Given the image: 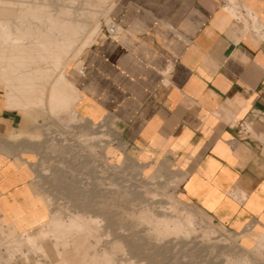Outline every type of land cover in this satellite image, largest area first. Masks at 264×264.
<instances>
[{"label": "crops", "instance_id": "crops-1", "mask_svg": "<svg viewBox=\"0 0 264 264\" xmlns=\"http://www.w3.org/2000/svg\"><path fill=\"white\" fill-rule=\"evenodd\" d=\"M109 2L118 34L101 31L66 71L80 110L111 121L132 157L171 170L183 200L235 233L264 232V0ZM16 109L0 89V224L12 243L45 217L25 164L37 127Z\"/></svg>", "mask_w": 264, "mask_h": 264}, {"label": "rangeland", "instance_id": "rangeland-1", "mask_svg": "<svg viewBox=\"0 0 264 264\" xmlns=\"http://www.w3.org/2000/svg\"><path fill=\"white\" fill-rule=\"evenodd\" d=\"M22 1L50 5L55 14L66 6L75 14L79 33L69 41L56 31L33 45L31 35L23 37V46L30 51L41 50V45L45 49L38 86L33 82L38 64L29 65L31 73L23 85L14 71L25 65L20 67L15 64L19 60L10 57L0 59V82L10 108H20L15 100L31 99L34 88L45 89L43 107L16 110L37 127L25 164L31 172L32 194L44 195L47 201L45 217L14 243L15 230L0 224V264H264V232L235 233L183 200L171 170L132 157L111 121L93 119L80 110L76 87L67 95L72 84L67 75L66 82H56L69 67L79 68L82 50L98 35L92 34L95 29L105 30L109 0H12V4L20 10ZM42 29L46 33L47 27ZM54 52L59 56L52 58ZM59 86L62 102L50 116L46 107L51 90ZM76 226L85 228V234ZM76 235L83 239L73 247Z\"/></svg>", "mask_w": 264, "mask_h": 264}, {"label": "bare ground", "instance_id": "bare-ground-1", "mask_svg": "<svg viewBox=\"0 0 264 264\" xmlns=\"http://www.w3.org/2000/svg\"><path fill=\"white\" fill-rule=\"evenodd\" d=\"M29 3H30L29 1H22L21 5H19V7L21 9L18 10L12 4V0H0V59L4 60L6 57H10L11 59L19 60V61H15V64L20 65V67L21 66L24 67V65H25L24 68H20L19 70L14 71L15 76H16V80H18L21 83L31 73L30 72L31 70L29 69V65L30 64H38L39 66H37V71L35 73L36 77L34 78V81H33L35 83V85L38 86L39 81H41L43 79L42 77H40L38 75V72L41 71V65L45 63V60L43 59V56H42L43 50H45V49H43V45H41V50L38 49L39 51H36V52L30 51L31 48L29 46H26V47L23 46V42H24V41H22L23 37L25 35H31L30 45H33V44L39 43L37 41L42 35L45 38H47L48 35L53 36V35H55L54 32L58 31L60 33V36L63 38V40L67 39V40L71 41L70 39H73L74 37H76L78 35L79 26L74 25L73 17L75 14L72 13L70 11V9H68L66 6H62L61 9H59V12L55 14L54 11L51 10L50 5L44 4V5H39V6H30ZM16 4L18 5V3H16ZM16 12H19V13H16ZM12 15H14V17H12ZM13 19L15 20L16 25H12ZM25 27H27L28 29L26 28L24 30ZM44 27H47V29L45 31L46 33H44L42 31V30H44V29H42ZM95 31H96V34H95ZM95 31L92 34H94V35L99 34L100 33V27L96 28ZM27 44H28V42H27ZM60 51H61V49H60ZM51 56H52V58H54V57H57L59 55L56 52H54ZM31 57H36L39 61H31V59H32ZM60 61H61V59H60ZM57 65H59V64L57 63ZM50 71H51V69H50ZM66 71L67 70H65L64 73L61 75L60 80H57V81L55 80V81L56 82H58V81L64 82L65 77H66ZM47 76H48V79L50 80L51 72H49V70L47 72ZM22 84L24 85V83H22ZM27 84H29V83L27 82ZM64 84H66V83H64ZM36 89H37V91L34 88V90L32 92L33 96L31 97V99L30 98L28 100L23 99L24 101H22V100L16 101L15 100L14 103L19 101V103H21L19 105L20 108H24V109L30 108V107H43L44 103H45V99H46L45 98V89H40L38 87ZM52 89L53 90H51L52 93H51V97H50V104L47 105V107H46L47 111L51 115L57 112L58 103L62 102L61 99L63 98V92L61 90V87L60 88L52 87ZM16 90H18V89H16ZM68 91H69V93L67 94L68 96L75 93L76 92L75 86L70 84ZM13 104H11V105H13ZM8 107H11V106H8ZM75 222H77V221H75ZM72 224H73V226L72 225H70V226H72V228H73L75 223L73 222ZM59 226L60 227L63 226L64 227L63 229H66L64 224H59ZM77 227L78 226L75 227L76 230L77 229L81 230L80 232H84V234H85V230H86L85 228L82 231V229H83L82 227H81L82 229H79ZM58 229H60V228L58 227ZM69 230H70V228H69ZM69 230H68V228L66 229V231H69ZM60 231H62V229ZM72 232L74 233L73 230H72ZM75 232H77V231H75ZM86 233H87V231H86ZM67 234H69V233H67ZM69 235H71V234H69ZM77 235L75 236L76 238L74 237L75 239L73 240V247L77 245V241H78L77 239H83V238H81L82 236L80 238H78ZM72 236L73 235H71V237ZM64 244H65V242H64ZM67 246L70 247V244H68ZM77 253H78V251H77Z\"/></svg>", "mask_w": 264, "mask_h": 264}, {"label": "built area", "instance_id": "built-area-1", "mask_svg": "<svg viewBox=\"0 0 264 264\" xmlns=\"http://www.w3.org/2000/svg\"><path fill=\"white\" fill-rule=\"evenodd\" d=\"M105 31L107 33V35L115 37L118 34V28L116 26L115 23H113L112 21H109V23L107 24ZM81 71V70H80ZM238 127V136L245 138L248 137L250 135V124L246 121H240L237 124Z\"/></svg>", "mask_w": 264, "mask_h": 264}]
</instances>
